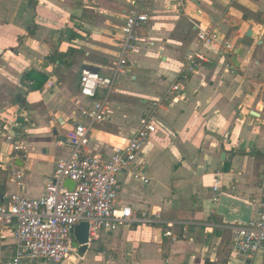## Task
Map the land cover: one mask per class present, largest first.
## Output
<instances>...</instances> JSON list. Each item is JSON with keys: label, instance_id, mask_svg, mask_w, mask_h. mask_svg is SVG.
<instances>
[{"label": "crops", "instance_id": "crops-1", "mask_svg": "<svg viewBox=\"0 0 264 264\" xmlns=\"http://www.w3.org/2000/svg\"><path fill=\"white\" fill-rule=\"evenodd\" d=\"M147 7L140 50L118 76L86 150L107 157L126 144L152 103L178 83L180 91L152 115L156 134L136 161L148 184L118 177V206L158 212L162 223L103 233L62 264H264V247L242 260L232 242V230L264 205V0H151ZM126 9L127 0H0V203L12 194H43L56 161L68 154L58 142L87 124L79 112L80 72L112 75ZM200 29L216 35L200 47L209 63L178 79L199 48ZM226 45L232 49L221 56ZM29 71L47 77L41 87L24 80ZM123 96L132 110L114 100ZM21 113L31 128L17 154L1 134ZM2 235L0 264H12L11 232Z\"/></svg>", "mask_w": 264, "mask_h": 264}, {"label": "built area", "instance_id": "built-area-1", "mask_svg": "<svg viewBox=\"0 0 264 264\" xmlns=\"http://www.w3.org/2000/svg\"><path fill=\"white\" fill-rule=\"evenodd\" d=\"M150 1L127 0L117 39L119 54L112 63V75L106 77L88 68L81 70L78 89L85 103L79 106V112L87 124H76L58 142L68 154L56 161L43 194L38 198L12 194L0 203V237H3V230L11 232L14 246L12 264L64 263L73 252L77 255L72 244L75 227L81 223L87 224L88 247L97 242L101 234L115 233L132 223H162L158 212L150 216L146 212L135 214L128 206H118L121 190L118 177L127 173L136 181L148 184L145 168L136 161L144 144L156 134V128L150 121L152 115L163 101L180 91L178 83L172 84L152 103L150 114L126 144L113 148L107 157L86 150L92 126L104 120L118 76L126 71L129 56L140 50L141 41L137 32L149 20L147 6ZM197 41L199 48L192 51L178 79L187 80L200 66L209 63V58L200 47L214 43L215 33L200 29ZM231 49L226 45L220 55L226 56ZM30 128V119L24 113L3 124L1 136L11 145L13 153L23 151V138ZM21 176L20 171L15 172L16 180H20ZM65 181L72 182L74 188L64 187ZM164 236L172 238V233L164 232ZM232 242L235 254L242 260H249L264 247V205L256 218L232 230Z\"/></svg>", "mask_w": 264, "mask_h": 264}, {"label": "water", "instance_id": "water-1", "mask_svg": "<svg viewBox=\"0 0 264 264\" xmlns=\"http://www.w3.org/2000/svg\"><path fill=\"white\" fill-rule=\"evenodd\" d=\"M64 187H67L68 189L72 190L74 188V184L70 181H65ZM87 237H88L87 224L81 223L75 227L74 242L72 244V249L78 252V256H82L87 251L88 248Z\"/></svg>", "mask_w": 264, "mask_h": 264}, {"label": "trees", "instance_id": "trees-1", "mask_svg": "<svg viewBox=\"0 0 264 264\" xmlns=\"http://www.w3.org/2000/svg\"><path fill=\"white\" fill-rule=\"evenodd\" d=\"M31 1V0H29ZM47 77L35 74L33 71H29L25 76L24 80L30 81L35 85L34 87H41L46 81ZM4 186V185H2ZM3 187H1V192L3 191Z\"/></svg>", "mask_w": 264, "mask_h": 264}, {"label": "rangeland", "instance_id": "rangeland-1", "mask_svg": "<svg viewBox=\"0 0 264 264\" xmlns=\"http://www.w3.org/2000/svg\"><path fill=\"white\" fill-rule=\"evenodd\" d=\"M68 82V80H66V83ZM68 85V84H67ZM114 100H116L118 103L124 105L125 107H127V109L129 110H132V99L129 98V97H126V96H123V97H116L114 98ZM131 115H132V112H131ZM141 115V113H137V117H139ZM132 117V116H131ZM132 125V123H131ZM35 179H38L40 180L41 179V176H37L35 175ZM3 178V177H1ZM38 183V181H35L34 184Z\"/></svg>", "mask_w": 264, "mask_h": 264}]
</instances>
